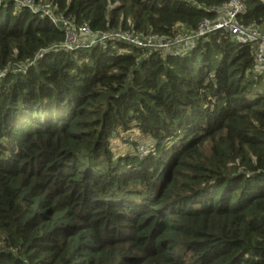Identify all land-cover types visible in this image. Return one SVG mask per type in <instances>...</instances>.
Returning a JSON list of instances; mask_svg holds the SVG:
<instances>
[{
	"label": "trees",
	"instance_id": "1",
	"mask_svg": "<svg viewBox=\"0 0 264 264\" xmlns=\"http://www.w3.org/2000/svg\"><path fill=\"white\" fill-rule=\"evenodd\" d=\"M36 2L171 36L222 0ZM246 3L264 27V0ZM15 5L0 0V264H264L256 45L218 30L183 54L65 50L64 29ZM136 129L148 152L116 155Z\"/></svg>",
	"mask_w": 264,
	"mask_h": 264
},
{
	"label": "built area",
	"instance_id": "2",
	"mask_svg": "<svg viewBox=\"0 0 264 264\" xmlns=\"http://www.w3.org/2000/svg\"><path fill=\"white\" fill-rule=\"evenodd\" d=\"M16 10L29 7L41 16H49L53 23L65 31L62 48L72 50L75 47L93 48L101 46L107 48L111 43H121L116 47L120 54L130 52L131 48H140L162 54H183L201 37L224 30L242 43L256 45L255 71L264 74V27L254 23H244L243 16L247 13L246 0H222L221 4L211 6L212 11L218 13L217 19L204 18L195 30L186 29L183 23L173 28V34L160 35L156 33L143 34L134 28H111L95 31L89 22L76 23L73 18L64 17L57 13L56 7L41 5L36 0H15ZM36 62V61H35ZM141 155L148 149L139 148Z\"/></svg>",
	"mask_w": 264,
	"mask_h": 264
},
{
	"label": "rangeland",
	"instance_id": "3",
	"mask_svg": "<svg viewBox=\"0 0 264 264\" xmlns=\"http://www.w3.org/2000/svg\"><path fill=\"white\" fill-rule=\"evenodd\" d=\"M152 141L139 130H134L130 133H121L112 138L111 147L116 155H122L129 152H135L136 147H144L148 149Z\"/></svg>",
	"mask_w": 264,
	"mask_h": 264
}]
</instances>
